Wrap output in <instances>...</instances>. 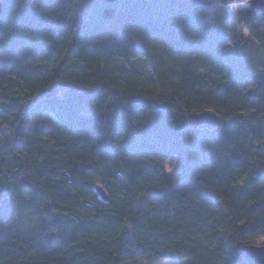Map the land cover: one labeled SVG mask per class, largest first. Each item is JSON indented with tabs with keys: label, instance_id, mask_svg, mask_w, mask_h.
I'll return each instance as SVG.
<instances>
[{
	"label": "trees",
	"instance_id": "1",
	"mask_svg": "<svg viewBox=\"0 0 264 264\" xmlns=\"http://www.w3.org/2000/svg\"><path fill=\"white\" fill-rule=\"evenodd\" d=\"M239 1L0 0V264H251L264 11L237 16L259 58Z\"/></svg>",
	"mask_w": 264,
	"mask_h": 264
},
{
	"label": "water",
	"instance_id": "2",
	"mask_svg": "<svg viewBox=\"0 0 264 264\" xmlns=\"http://www.w3.org/2000/svg\"><path fill=\"white\" fill-rule=\"evenodd\" d=\"M250 9L264 11V0H249ZM189 123L192 127L209 126L217 127L221 123V119L215 112L204 111L189 115ZM103 201L108 202V196L102 188L96 189ZM242 253L246 260L251 264H264V244H249L242 246Z\"/></svg>",
	"mask_w": 264,
	"mask_h": 264
},
{
	"label": "rangeland",
	"instance_id": "3",
	"mask_svg": "<svg viewBox=\"0 0 264 264\" xmlns=\"http://www.w3.org/2000/svg\"><path fill=\"white\" fill-rule=\"evenodd\" d=\"M250 9V3L249 0H242L239 2H234L229 7L231 17L229 21V29L232 34H236L239 38H241L245 44L250 48L251 54L256 53L257 56L260 58L263 56V52L256 47L255 43L251 40V36L249 32L238 23V13L244 12ZM12 140V134L9 132V130L3 126H0V148L3 147L5 144L10 142ZM250 181V176H247L243 181V185H247V183ZM258 245L264 244V239L259 240L256 242ZM158 264H172L168 261L158 263Z\"/></svg>",
	"mask_w": 264,
	"mask_h": 264
}]
</instances>
